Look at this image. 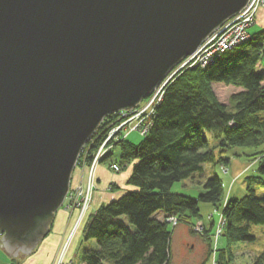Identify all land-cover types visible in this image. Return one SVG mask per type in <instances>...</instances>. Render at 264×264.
Segmentation results:
<instances>
[{"label": "water", "instance_id": "water-1", "mask_svg": "<svg viewBox=\"0 0 264 264\" xmlns=\"http://www.w3.org/2000/svg\"><path fill=\"white\" fill-rule=\"evenodd\" d=\"M248 0H0V232L29 254L108 115L133 109ZM23 255V256H26Z\"/></svg>", "mask_w": 264, "mask_h": 264}, {"label": "trees", "instance_id": "trees-1", "mask_svg": "<svg viewBox=\"0 0 264 264\" xmlns=\"http://www.w3.org/2000/svg\"><path fill=\"white\" fill-rule=\"evenodd\" d=\"M263 44L264 33L260 32L205 69L182 72L169 81L143 139L136 144L125 138L113 143L119 148L122 166L135 162L127 182L133 190L90 217L84 240L96 242L97 247L83 251L82 263L171 264L168 220L190 218L188 225L194 232L195 221L202 218L199 204L219 207L225 198L218 176L202 183L203 192L197 198L171 191L176 182L202 173L203 165L219 162L209 150L205 133L216 140L219 151L246 148L251 150L249 157L257 154V179L264 185ZM115 119L113 115L105 117L90 137L85 146L88 161ZM221 161L227 162L224 158ZM246 192L223 203V236L228 247L218 251L216 264H230L229 245L254 242L250 225L264 224V196L258 197L251 185ZM157 213H162L163 220L156 218ZM212 229L204 226L205 237ZM254 264H264V255Z\"/></svg>", "mask_w": 264, "mask_h": 264}, {"label": "rangeland", "instance_id": "rangeland-1", "mask_svg": "<svg viewBox=\"0 0 264 264\" xmlns=\"http://www.w3.org/2000/svg\"><path fill=\"white\" fill-rule=\"evenodd\" d=\"M164 81L165 80H162L161 83H163ZM125 134L126 131L121 134L120 138L124 137ZM107 135L108 134H106V136ZM143 136L145 135H141L137 131H132L126 135L125 139L130 143H139L143 139ZM205 136L208 140L209 150L214 152L216 159L219 162L216 164L210 163L203 165L202 173L196 174L193 178L187 179L186 181L176 182L173 185L171 191L174 193H181L192 198H197L199 193L203 192L202 183L205 182L208 178L218 176L221 179L225 189V198L220 203L219 207H215L210 204H199L200 215L202 216V218L200 217L199 220L195 221V224L193 226L194 232L191 231L192 228L188 225L190 218H180L181 221L179 220V217L172 218L173 220H176L175 224L170 223L168 220V228L172 231V240L170 245L172 259L171 264H216L215 257L216 254H218V251H221L222 249H227L228 247L226 236H223V229L221 232V237H218L217 239V236L215 235L216 229H218V223H220L221 227L225 226L223 225L225 223V218L222 215V210L225 205L223 203H225V201H227V199H230L231 197L241 198V196L247 193L246 189L249 185L254 188L258 197L264 196V185H261L260 181L257 179L258 161H254L256 158H258V155L251 154V156L253 157L251 159V156L249 157L251 150L246 148H234L219 151V147L217 145L218 143L212 137V135L205 133ZM115 142L117 141L111 140L109 142V149L106 154H109V152H111V155L105 160V162L110 161L109 164H116L119 168V172L122 168V164L119 162L120 151L119 148L115 149ZM86 149L87 148H85V150ZM85 150H83V152L81 153L82 155L79 159L80 161L76 163V167L74 169L85 168ZM245 153H247L248 155L246 156ZM107 156L108 155H106V157ZM222 158L227 160L226 164L222 163ZM134 163L135 162L132 161L127 163V165L133 166ZM100 164L105 165L107 163L102 162ZM244 165L250 166L243 168ZM236 170L238 172L234 176V178L232 176V173H234L233 171ZM70 188H72V186H69L68 190H70ZM64 200L65 201L61 206H64L65 202H67L68 204V201L65 198ZM157 217H159L161 220H163L164 218L162 217V213H157L156 218ZM200 225L207 226V228H213L210 236H208L211 239L210 243L208 241V237H205V233L202 232L203 230H201ZM249 232L251 235L255 236L254 242H237L232 243V245H229L231 248L230 264H254L255 260H257L258 257L264 255V224L250 225ZM208 244L210 245V247H208ZM210 248L212 249V253L210 252L211 255L209 258H207L208 251Z\"/></svg>", "mask_w": 264, "mask_h": 264}, {"label": "crops", "instance_id": "crops-1", "mask_svg": "<svg viewBox=\"0 0 264 264\" xmlns=\"http://www.w3.org/2000/svg\"><path fill=\"white\" fill-rule=\"evenodd\" d=\"M253 32H264V9L257 12ZM262 59L264 61V57ZM109 162H104L107 164H100L95 168V189L89 211L75 229L78 210L67 209V202H65L64 206L54 212L47 234L41 238L31 253L26 255L20 251L17 256H8L9 253L0 244V264H56L59 259H62L64 264H84L81 260L83 251L94 250L97 247L96 242L84 240V229L89 223L90 217L98 208L119 199L127 191L133 190V187L127 183L132 172V165H123L119 172H114L109 168ZM247 166L244 165L243 168ZM233 172L232 176L234 177L238 171ZM87 175L86 167L74 169L70 186L73 188L85 185ZM3 236V233L0 232V240Z\"/></svg>", "mask_w": 264, "mask_h": 264}, {"label": "built area", "instance_id": "built-area-1", "mask_svg": "<svg viewBox=\"0 0 264 264\" xmlns=\"http://www.w3.org/2000/svg\"><path fill=\"white\" fill-rule=\"evenodd\" d=\"M264 9V0H248L246 5L240 10L237 14V23L240 25L241 21H239L238 16H242L243 23L242 26L235 27L232 22L229 20L228 24L218 29L216 34H214L209 41H207L200 51L192 56L188 57V62L191 66H198L199 68L205 69L208 64L212 62L215 55L224 51L227 52L234 48V46H238V44L245 43L247 39L250 37V28L252 25V20L255 17V13L257 9ZM239 21V22H238ZM222 43L223 45H220ZM208 48H211V52H208ZM203 51H206L211 54L210 62H207L205 56L202 54ZM223 52V53H224ZM169 83V80L166 79L160 86L146 98V101L141 106H135L130 110H120L113 114L115 116V122L110 124L108 127V132L105 140L98 148L97 152L94 153L91 158L89 157V163L86 164L88 168V175L85 185H78L75 188H70L68 193L65 196V199L68 201L67 209L76 208L78 210V217L76 219V225L74 229L79 225L83 216L89 211V206L94 190V170L100 164V159L106 154L109 149V142L111 140H122L126 137V135L132 131H137L141 135H146L151 127L152 118L155 114V109L160 103L163 93ZM163 86V90L161 89ZM103 123V122H101ZM101 126V125H100ZM126 131L124 137L120 138L121 134ZM119 133V134H118ZM85 146L82 148L81 153L85 150ZM108 147V148H107ZM85 155H87V151L85 150ZM85 162V161H84ZM111 169L118 171L119 168L116 164L110 165ZM169 222L175 224L176 220L172 218L169 219ZM218 229H216L215 235L221 237V232L223 227H221L220 223H218ZM220 226V227H219ZM201 230L204 229L203 225H200ZM216 239V240H217ZM62 259H59L56 264H61Z\"/></svg>", "mask_w": 264, "mask_h": 264}, {"label": "bare ground", "instance_id": "bare-ground-1", "mask_svg": "<svg viewBox=\"0 0 264 264\" xmlns=\"http://www.w3.org/2000/svg\"><path fill=\"white\" fill-rule=\"evenodd\" d=\"M261 8H259V9H257V12L260 10ZM240 12V11H239ZM239 12H237V13H235L234 15H232L231 17H229V18H227L220 26H218L217 28H215L210 34H208L206 37H205V39L201 42V44H200V46L198 47V49L192 54V55H190V56H188V57H192V56H194V55H196L199 51H200V49L203 47V45L207 42V41H209L210 40V38L214 35V34H216V31L218 30V29H221L222 27H224L225 25H227L228 24V21L230 20L231 22H232V24H233V26H235V27H239V26H242L241 24L243 23V20H242V16H238V18H239V21H241V24L239 25L238 23H237V14L239 13ZM257 12L255 13V17L253 18V20H252V25H251V28H250V36H248V37H250L249 39H247L246 40V42H248L249 40H251L252 38H253V36L254 35H256L257 33H254L253 31H252V29L254 30V28H255V19H256V15H257ZM239 15V14H238ZM238 21V22H239ZM260 33V32H259ZM264 33V32H263ZM245 42V43H246ZM242 44H244V43H242ZM242 44H240V45H242ZM220 45H223L222 43H220ZM239 44H238V46H240ZM237 45L236 46H234V48H236V47H238ZM234 48H232L231 50H233ZM262 49L264 50V44L262 45ZM208 50V52H211L212 50H211V48H208L207 49ZM231 50H229V51H231ZM229 51H227V52H229ZM208 52H206V51H203V55L205 56V59H206V61L207 62H210V57H211V54L210 53H208ZM224 51H220V52H218L216 55H215V57H214V59L212 60V62L210 63V65L211 64H213L216 60H218V59H220L221 57H223L227 52H224ZM199 54V53H198ZM262 54L264 55V53L262 52ZM188 57H186V58H182L168 73H167V75L165 76V79L164 80H166V79H168L170 82L175 78V77H177V76H179L182 72H185V71H187V70H193V69H197V68H199L198 66H191L190 65V63L188 62ZM263 57V56H262ZM208 66H209V64H208ZM207 66V67H208ZM161 84V83H160ZM160 84L150 93V95L160 86ZM162 90H163V86H162V88H161ZM146 98H148V97H146ZM146 98H144V99H142L138 104H137V106H141L145 101H146ZM114 113H112V114H110V115H113ZM109 115V116H110ZM118 141H120V140H118ZM101 146V145H100ZM107 153V152H106ZM81 152H80V154H79V156H78V159H77V163H78V160L80 159V157H81ZM106 155L107 154H105L104 156H103V158L102 159H100L99 161H101L100 163H102V162H105V160L109 157H106ZM93 156L91 155V158H92ZM84 166L87 168V166H86V164H88L89 162H88V160H87V158L84 156ZM111 164H114V163H111ZM111 164H109V168L111 169V167H110V165ZM88 169V168H87ZM112 171H114V172H118V171H115V170H113V169H111ZM73 173V172H72ZM95 184V183H94ZM2 239V238H1ZM0 244H2L3 245V242L0 240Z\"/></svg>", "mask_w": 264, "mask_h": 264}]
</instances>
